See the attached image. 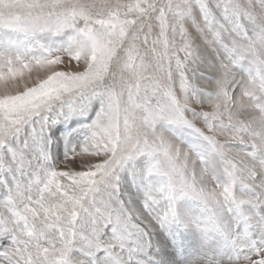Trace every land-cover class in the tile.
<instances>
[{
	"label": "snow or ice",
	"instance_id": "obj_1",
	"mask_svg": "<svg viewBox=\"0 0 264 264\" xmlns=\"http://www.w3.org/2000/svg\"><path fill=\"white\" fill-rule=\"evenodd\" d=\"M0 264H264V0H0Z\"/></svg>",
	"mask_w": 264,
	"mask_h": 264
},
{
	"label": "rangeland",
	"instance_id": "obj_2",
	"mask_svg": "<svg viewBox=\"0 0 264 264\" xmlns=\"http://www.w3.org/2000/svg\"><path fill=\"white\" fill-rule=\"evenodd\" d=\"M63 152V147H61V153ZM177 259L178 260H183L184 259V257H182V256H177Z\"/></svg>",
	"mask_w": 264,
	"mask_h": 264
}]
</instances>
